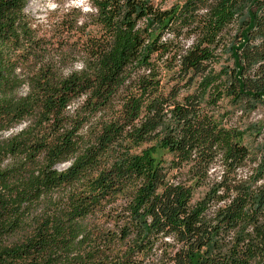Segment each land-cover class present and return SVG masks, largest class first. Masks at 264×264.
I'll return each mask as SVG.
<instances>
[{
  "label": "clouds",
  "instance_id": "9594fccd",
  "mask_svg": "<svg viewBox=\"0 0 264 264\" xmlns=\"http://www.w3.org/2000/svg\"><path fill=\"white\" fill-rule=\"evenodd\" d=\"M264 264V0H0V264Z\"/></svg>",
  "mask_w": 264,
  "mask_h": 264
},
{
  "label": "trees",
  "instance_id": "16d2710c",
  "mask_svg": "<svg viewBox=\"0 0 264 264\" xmlns=\"http://www.w3.org/2000/svg\"><path fill=\"white\" fill-rule=\"evenodd\" d=\"M193 264H195V260L193 261Z\"/></svg>",
  "mask_w": 264,
  "mask_h": 264
}]
</instances>
